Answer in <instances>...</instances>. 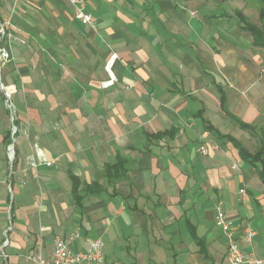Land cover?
Segmentation results:
<instances>
[{
    "label": "crops",
    "instance_id": "obj_1",
    "mask_svg": "<svg viewBox=\"0 0 264 264\" xmlns=\"http://www.w3.org/2000/svg\"><path fill=\"white\" fill-rule=\"evenodd\" d=\"M245 4L85 0L92 28L69 0H0L25 40L3 78L14 119L0 88V264L51 257L76 229L73 251L101 238L114 264H229L218 202L264 258L261 163L209 127L251 152L264 145V47L236 13Z\"/></svg>",
    "mask_w": 264,
    "mask_h": 264
},
{
    "label": "built area",
    "instance_id": "obj_2",
    "mask_svg": "<svg viewBox=\"0 0 264 264\" xmlns=\"http://www.w3.org/2000/svg\"><path fill=\"white\" fill-rule=\"evenodd\" d=\"M19 0H13L16 4ZM73 5L74 16L82 22L89 24L92 28L96 26V19L89 12L85 11V0H69ZM10 20L0 19V88L5 94V102L12 110V119L16 112L15 106L11 99L13 87L7 85L3 81L2 71L3 67L13 59L11 47L13 42L25 43V40L12 28ZM119 58L116 51H112L106 61L105 69L109 74V79L102 82L104 87L114 83L115 73L114 66ZM13 133L17 130V127L13 125ZM14 142L13 137L12 143L8 147L9 157L13 159L14 156ZM201 152L207 154L209 149L207 145L201 146ZM241 194H245V188L240 189ZM217 224L223 229L228 239V251L227 257L229 264H264V258L260 257L253 250H246L243 248L241 240L235 235L234 229L228 219L227 214L223 209L222 202H218ZM254 232L251 230L248 232V238H250ZM80 235V231L76 229L68 237H56L54 240L53 255L51 257H45L41 253H30L28 258L34 264H114L107 262L104 257L103 247L104 243L101 238L89 239L90 246L86 251L78 250L73 251L70 248V244L75 241ZM8 240L4 243L6 244Z\"/></svg>",
    "mask_w": 264,
    "mask_h": 264
},
{
    "label": "trees",
    "instance_id": "obj_3",
    "mask_svg": "<svg viewBox=\"0 0 264 264\" xmlns=\"http://www.w3.org/2000/svg\"><path fill=\"white\" fill-rule=\"evenodd\" d=\"M259 1L262 3V6H261L260 11H259L260 18L263 21L261 26L252 22L249 19V17L242 10H237L236 13L238 14V16L243 21L244 29L251 32V34L253 35V43L257 46L264 47V0H259ZM221 98H222L221 99V106L226 111L223 95ZM233 119L235 122H237L242 127L253 129L252 125L245 123L236 117H233ZM209 127L212 131L216 132L218 137L232 139V141L235 143V145L239 148L241 156L244 159H246L249 162H252L256 165H258L259 164L258 162H260L261 167H258L259 168V174H260L262 181L264 182V145L262 147H258L254 152H251L246 146H243L242 143L233 139V137L231 135L221 133L213 125H211ZM160 134H163V133H160Z\"/></svg>",
    "mask_w": 264,
    "mask_h": 264
},
{
    "label": "rangeland",
    "instance_id": "obj_4",
    "mask_svg": "<svg viewBox=\"0 0 264 264\" xmlns=\"http://www.w3.org/2000/svg\"><path fill=\"white\" fill-rule=\"evenodd\" d=\"M245 14L249 17V19L258 24V25H262L263 21L261 20L260 18V15H259V11H260V8L262 6V3L259 1V0H245ZM9 64V63H8ZM8 64L6 66H4L3 68V71H2V74H3V78L5 79V82H10V79L8 76H6L8 73H9V70H8ZM6 77V78H5ZM3 79V81H4ZM7 79V81H6ZM8 84V83H7ZM11 86V85H10ZM0 95H1V92H0ZM4 99H5V96H4ZM5 101V100H4ZM6 104V102H5ZM8 108V107H7ZM10 113V117L8 115L9 118H12V110L10 108H8ZM228 121H231L229 118H227ZM232 122V121H231ZM233 123V122H232ZM11 130H12V127H11ZM222 130L225 131L226 128L224 127V125H222ZM254 137V136H253ZM253 143H252V149L255 150L256 146H255V143L258 142L257 141V138L254 137L253 138Z\"/></svg>",
    "mask_w": 264,
    "mask_h": 264
}]
</instances>
